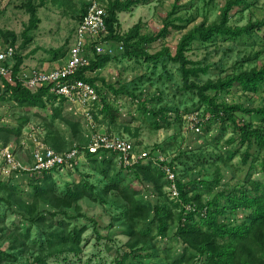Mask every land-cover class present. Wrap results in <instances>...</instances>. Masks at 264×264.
<instances>
[{
	"label": "rangeland",
	"instance_id": "obj_1",
	"mask_svg": "<svg viewBox=\"0 0 264 264\" xmlns=\"http://www.w3.org/2000/svg\"><path fill=\"white\" fill-rule=\"evenodd\" d=\"M28 1L3 0L0 9V28L16 35L15 48L19 54L27 57L23 65L24 71L29 72L33 69L46 71L62 67L69 59V52L74 44L75 32L79 24L75 17V9L81 10L83 4H87V0H64L62 3L55 0L49 1L45 7L39 9L38 15L42 23L37 30L30 32L33 41L24 49L22 48L25 41L24 33L30 23V15L24 7ZM249 1L252 4L251 7L242 12L240 9L233 11L231 15L235 17L232 24L244 26L250 19L257 20L264 17V0ZM33 2L39 4V0ZM66 2L69 3L66 5L64 4ZM175 2L176 0H148L130 12L120 13L121 33L126 34L140 23L144 34L157 35L168 18L169 23H173L170 32L157 43L146 48L150 53H157L167 47L175 53L182 36L194 26L205 19L209 22L220 21L222 8L226 4V0H182L180 5L183 8L169 17ZM188 4H192L190 8L186 7ZM181 25L188 27L182 31L174 27ZM0 43V47H3L1 45L4 43L2 41ZM246 44L238 42L236 47L233 46L232 52L224 57L223 47H228L229 43H223L221 38L209 45L196 41L187 52V56L192 60H200L204 57L207 46L215 45L217 49L212 60L215 63L226 64L228 74L233 72L235 63L246 53L254 50L261 51L262 45L253 48L254 43ZM105 47L107 54L117 59H112L103 70L89 72L88 76L102 78L107 85H112L116 89L125 87L134 97L116 96L113 91L108 90L106 84L99 80L96 86L103 94L110 95L111 103L115 109L119 110L120 116L114 121L110 117L104 119L98 113L100 117L96 121V131L123 135L135 144L137 141L143 148L157 149V155L168 162L175 160L174 166L178 180L183 183L194 182L189 189L204 195L205 201H209L214 194L224 190H227V194L235 193V190L240 191L241 188L243 191H249L251 190L250 182L254 180L264 182V173L257 155L253 156L246 165L242 161L244 148L240 150V153L234 154L239 149V145L236 142L230 143L233 136L238 137L232 125L227 122V131L222 133L220 122L214 115L205 112L207 107L200 103L195 94L179 93L183 83L178 65L168 62L166 64L168 73H166L164 65L160 63L155 65L144 60L125 58L124 50L116 44L108 42ZM110 49L113 50L112 53ZM90 55L91 58L94 56V54ZM263 63L264 52L259 58L246 63L245 69ZM226 73L213 69L203 79L216 80L220 76L224 77ZM2 88V81H0V128L18 129L21 124L24 125L20 141L11 139L6 143L16 151L23 168H30L31 154L36 150L35 146H38V143L52 147L44 140L46 127L51 126L52 122L66 138L65 150L72 149L79 143L85 145L89 143L92 132L87 127L86 120L81 117L83 107L79 104L65 102L62 119L53 121L55 108L60 106L61 100H57L55 108L50 104L46 109L27 110L15 106L8 99H2L1 96L4 93ZM135 97H137L136 100ZM218 101L227 104H244L247 109L259 108L264 106V92L249 95L244 93L241 87L236 86L229 93L225 92L219 96ZM141 103H147L148 110L174 108V111L169 112L172 125L170 127L164 125V118L160 116V124L164 125L163 128L159 130L152 127L155 119L152 114L143 112ZM192 109H199L200 117L204 119V124L207 126L204 125L205 131L200 134L191 133L186 124V117L190 114L184 115V112ZM175 111L180 112L179 116L183 118L177 120L175 115L178 116V114ZM238 116L247 122L252 121L255 125L258 124L252 116L242 113ZM206 117L210 118L209 122L206 121ZM63 119L80 122L83 137L74 140L71 130ZM137 130L139 133L135 137ZM31 136L38 141L32 144ZM0 144L5 145L4 139L0 138ZM181 152L182 157H179ZM0 162L2 163L0 164V252L3 253L1 264H32L41 256L46 258V264H116L118 252L123 251L130 240L127 235L126 209L117 196L111 192H105L109 180L102 172L109 173L111 176L118 173L127 176L128 171L122 167L117 156L105 154L103 159L95 161L88 158L87 154H81L74 168L54 171L50 178L59 193L64 194L68 188L84 187L89 183L94 189L95 196L93 199L87 197L80 201L81 209L80 211L73 209L69 213L71 219L52 216V211L43 206L39 212L47 220L38 224L29 221L24 211L16 206V201L9 200L11 194H14L16 198L30 203L33 191L32 179L38 174L28 171L13 174L6 170V166H2L1 159ZM217 168L220 169V184L218 186L216 184L212 190L213 194L209 195L205 188L195 184V180L214 184ZM43 177V174L38 176V178ZM163 192L164 197H159L161 203L171 205V202H177L169 184L164 186ZM149 195L153 202L158 200L153 193ZM225 203L226 200L222 199L221 205ZM249 214V210H242L235 214L229 213L222 217V220L228 217L227 221L241 224ZM61 221H64L65 225L61 224ZM66 226L70 233L83 231L78 251L76 253L66 251L67 253L49 257L51 248L49 241L53 238L51 235L62 232ZM175 228V226L171 228L168 238H158L154 244L155 248L143 251L142 257H148L145 258L148 264L165 262L167 256L171 254L172 259L183 254L185 246L176 237ZM53 246L58 248L59 243L54 241Z\"/></svg>",
	"mask_w": 264,
	"mask_h": 264
},
{
	"label": "trees",
	"instance_id": "obj_2",
	"mask_svg": "<svg viewBox=\"0 0 264 264\" xmlns=\"http://www.w3.org/2000/svg\"><path fill=\"white\" fill-rule=\"evenodd\" d=\"M3 0H0V9ZM34 0H29L24 5L26 12L30 15V23L24 33L25 41L22 48L26 49L33 41L30 34L33 30H37L42 23L38 13L39 9L45 7L51 0H39V4H35ZM63 2L64 0H55ZM148 0H110L108 9V18L106 19L107 28L109 31L108 37L104 40L105 43L111 42L117 47H122L124 57L135 60H144L152 62L155 65L162 64L163 68L168 73V62L179 66V72L182 78V87L179 89L180 94L192 93L195 94L201 104L207 108L206 113H211L221 124V131H227L226 124L230 123L237 136L231 138L230 143H238L239 149L234 154L240 153L244 148L242 156L243 164L249 163L250 159L257 155V160L260 161L262 172L264 173V106L259 108L247 109L244 104H227L219 102L218 98L223 93H229L236 86L241 87L244 93L249 95H258L261 91L264 92V63L250 69H245L246 63H250L259 58L264 52V17L262 19L253 20L244 26L232 24L235 16L231 15L235 9H240L242 12L252 6L249 0H226V4L221 11L220 21L209 22L207 19L200 24L190 29L182 36L176 52L165 47L157 53H150L146 47L157 43L159 40L167 36L173 23H169L168 18L165 20L163 27L158 31L157 35L144 34L142 25L139 23L134 26L126 34H122L120 29L119 14L130 12L133 8L146 3ZM182 0H176L173 11L169 14L171 17L181 10L180 3ZM66 2L64 4H68ZM63 4V5H64ZM188 4L186 7H191ZM181 7V8H180ZM87 11V4H83L81 10L75 9V17L80 22ZM237 15V13H236ZM178 30L187 29L186 26H174ZM221 38L223 43H229L228 47H223L224 57L228 56L239 43H254L253 48L257 45H262L261 51L255 50L246 53L238 60L233 68L232 73H226V64L213 62L212 58L215 54V45L207 46L204 57L200 60H192L187 56V52L191 50L192 45L197 41L204 45L213 44L217 39ZM0 41L4 43L2 47L5 53L13 49V55L6 61V64L14 63L12 69V81L3 78L2 86L4 93L2 99H8L15 106L23 109H46L50 104L55 108L58 97L51 93V88L41 86L36 89H31L27 86L22 73H24L23 65L26 60L19 54L15 48L17 37L13 32L4 31L0 28ZM1 44V43H0ZM233 44V45H230ZM241 54V53H240ZM109 54L97 55L90 60V65L78 72L73 79L83 80L94 86L100 95L103 108L99 110L104 119L109 117L116 120L120 116L119 110L111 103L110 95L103 94L97 85L99 80L105 85L106 81L102 78L87 76L89 72H97L103 70L112 59L117 57ZM213 69H218L226 75L220 76L216 80L209 78L204 80L203 77L211 73ZM109 91L118 95H130L127 88L122 87L116 89L112 85H107ZM134 97V96H133ZM135 100L137 97L134 98ZM139 100V99H138ZM59 107L55 108L53 121L62 119L63 105L66 100L62 99ZM143 112L152 114L154 124L152 127L162 129L164 125L170 127L172 125L170 113L174 108L167 110L160 109L159 111L148 110L147 103H141ZM168 116H167V114ZM178 116L177 120L183 118L179 116L178 111H175ZM199 113L198 110H186L184 115ZM239 113L252 116L258 121L255 125L252 121H245L238 116ZM96 116V119L100 117ZM166 114V115H165ZM200 114V113H199ZM160 116L164 118V125L160 124ZM204 116V115H203ZM71 130L74 140H79L82 135L81 123L72 120L63 119ZM209 122V120H208ZM202 124V131L204 129ZM24 125L18 129L0 128V138L4 139L5 145L11 139L20 141ZM205 127H207L205 125ZM46 137L44 140L52 146L58 153L67 152L66 138L59 128L54 127V122L51 126L46 127ZM208 130V129H207ZM129 131V130H128ZM139 130L135 134L138 136ZM123 136V135H122ZM136 145L141 147V144ZM3 145V146H5ZM84 144L74 146L82 152ZM143 148V147H142ZM145 151H150V156L155 160L140 162L139 164L128 169L127 176L123 173L114 174L102 172L109 180L105 192L117 196L122 205L125 206L127 235L130 240L126 244L123 251H119L115 260L116 264H148L145 258L142 257L143 251L155 248V241L158 238H168L171 228L175 226L178 237L184 244V252L182 255L172 259L167 256L165 262L152 264H264V182L254 180L250 182L251 190L243 191V188L235 190V193L227 194V190L214 194L209 201H205L204 195L196 193L189 188L194 185V182H182L178 180L174 162H168L157 155V149L143 148ZM88 158L99 160L107 153L91 154L86 152ZM179 157H182V152ZM30 160V159H29ZM227 163V162H226ZM167 169H170L175 174V185L178 188V201L171 202V205L160 202L159 197H164V186L172 184L168 180ZM58 171V170H55ZM54 171H46L43 178H33L32 200L30 203L18 199L11 194L9 200L17 202L24 214L32 223H40L47 220L45 216L40 214V208L45 206L52 211V216H62L66 219H71L69 213L74 209L80 211L79 202L85 198L95 196L94 189L87 183L83 186H75L61 194L56 188L53 180L50 178ZM220 169L217 168V177L215 183L195 180L197 186L205 188L209 195L213 194V188L220 184L221 176ZM36 182V183H35ZM42 184V185H41ZM206 186V187H204ZM151 187V188H150ZM149 193L156 196L157 201L151 199ZM225 199V205H221V200ZM11 203V202H10ZM12 205V204H11ZM192 208V210H188ZM242 210H249L250 214L241 224H233L226 219L222 220L227 214H235ZM54 211V212H53ZM61 224L65 225L64 221ZM83 231L68 232L67 226L60 233H54L49 244L51 245L48 256L61 255L68 252L76 253L82 242ZM54 241L59 243V247L55 248ZM2 252H0V264L2 262ZM141 257V259H139ZM32 264H46V258L41 256L34 260Z\"/></svg>",
	"mask_w": 264,
	"mask_h": 264
},
{
	"label": "built area",
	"instance_id": "obj_3",
	"mask_svg": "<svg viewBox=\"0 0 264 264\" xmlns=\"http://www.w3.org/2000/svg\"><path fill=\"white\" fill-rule=\"evenodd\" d=\"M110 0H87V11L83 19L79 22L76 32L75 41L69 52V59L62 67L52 70L41 71L33 69L29 72L22 73V79L27 86L36 89L41 86L51 88V93L58 97V100L65 99L67 103L79 104L83 107L81 117L87 122V127L91 129V138L87 145H83L82 152L74 148L67 152L58 153L52 147L38 143L36 150L31 154L32 162L30 168H23L22 163L18 160L15 150L11 145L3 146L0 144V159L2 166H6L9 172L17 173L20 171L32 172L34 174H44L46 171L66 170L74 168L81 154L89 152L91 154L107 153V155L117 156L122 167L126 170L149 160H155L150 156V151H145L142 147L126 139L122 135L110 132H98L96 127V116L99 110L103 108L100 95L96 88L91 84L73 79L78 72L90 65L91 55L107 54L104 40L108 37L109 31L106 24L108 18V9ZM122 49V47H120ZM111 53L113 50H109ZM13 55V49L5 53L0 47V80L7 78L12 81V69L14 63L6 64V61ZM88 76V74H86ZM210 118L206 117V121ZM204 119L199 113L190 114L186 117V124L191 133L200 134ZM33 143L38 141L31 136ZM0 164H2L0 162ZM168 180L172 182L170 189L174 199L179 198L178 188L175 185V174L167 169ZM192 208H188V210Z\"/></svg>",
	"mask_w": 264,
	"mask_h": 264
}]
</instances>
